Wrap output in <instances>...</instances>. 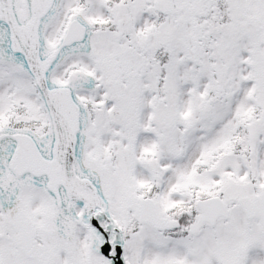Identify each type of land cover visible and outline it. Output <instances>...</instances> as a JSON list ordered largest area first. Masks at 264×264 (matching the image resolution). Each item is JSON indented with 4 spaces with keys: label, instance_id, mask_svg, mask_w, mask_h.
Here are the masks:
<instances>
[{
    "label": "snow or ice",
    "instance_id": "obj_1",
    "mask_svg": "<svg viewBox=\"0 0 264 264\" xmlns=\"http://www.w3.org/2000/svg\"><path fill=\"white\" fill-rule=\"evenodd\" d=\"M0 264H264V0H0Z\"/></svg>",
    "mask_w": 264,
    "mask_h": 264
}]
</instances>
